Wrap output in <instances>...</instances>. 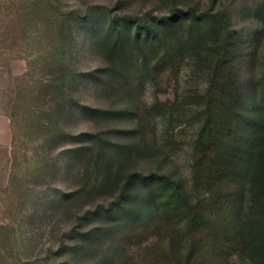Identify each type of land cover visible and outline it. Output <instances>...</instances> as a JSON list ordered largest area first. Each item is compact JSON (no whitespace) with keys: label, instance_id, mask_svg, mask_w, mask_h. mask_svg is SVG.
Instances as JSON below:
<instances>
[{"label":"rangeland","instance_id":"1","mask_svg":"<svg viewBox=\"0 0 264 264\" xmlns=\"http://www.w3.org/2000/svg\"><path fill=\"white\" fill-rule=\"evenodd\" d=\"M262 2L0 0V264H244L204 256L183 206L149 194L162 177L207 200L211 156L230 149L243 172L252 141V97L230 135L211 119L208 22L162 38L159 19L225 12L244 97L264 83Z\"/></svg>","mask_w":264,"mask_h":264},{"label":"trees","instance_id":"2","mask_svg":"<svg viewBox=\"0 0 264 264\" xmlns=\"http://www.w3.org/2000/svg\"><path fill=\"white\" fill-rule=\"evenodd\" d=\"M254 17L264 24V2L254 10ZM189 20L196 23L207 21V32L214 38L209 51L210 66L215 68L211 74L213 83L210 91L214 93L215 104V113L211 119L219 130L228 127L230 135V127H233L235 120L242 118L245 113L246 98L252 97V116L249 119L252 141L246 146L248 154L243 172H234L231 163L235 161V154L230 149L222 148L214 156L213 148L208 152L205 151L208 148L204 150L206 152L204 159L212 155L214 162L210 171L211 179L207 185L210 192L207 200L189 202L162 177L153 180L149 194L153 197L157 210L165 204L162 203L164 200L175 207L183 206V214L190 219V236L198 245L200 244L198 248L204 256L205 251L218 257L224 252L236 253L244 264H264V83L258 87L255 83L248 82V94L243 97L239 78L228 59L230 33L228 18L223 11L199 15L190 10L185 16H177L173 12L171 16L159 19L160 35L162 38L170 35ZM141 25L150 34L156 33L148 20L142 19ZM195 32L198 33L199 30ZM121 36H125L124 33H116L111 51L116 53L122 51ZM200 37L201 35L198 38ZM134 40L138 38L135 37ZM254 55L255 53L252 56ZM217 97H224L223 101L216 100ZM104 155L105 152L100 157L101 163ZM232 176L236 179L241 177L239 184L234 178L231 179ZM228 189H235L236 192L231 196ZM200 257L202 254H199Z\"/></svg>","mask_w":264,"mask_h":264}]
</instances>
